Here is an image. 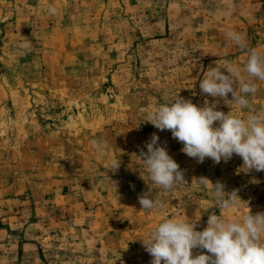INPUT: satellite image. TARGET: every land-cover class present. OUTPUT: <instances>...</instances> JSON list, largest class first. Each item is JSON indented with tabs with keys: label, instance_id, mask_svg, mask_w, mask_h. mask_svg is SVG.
<instances>
[{
	"label": "rangeland",
	"instance_id": "374dc122",
	"mask_svg": "<svg viewBox=\"0 0 264 264\" xmlns=\"http://www.w3.org/2000/svg\"><path fill=\"white\" fill-rule=\"evenodd\" d=\"M228 31L264 52V0H0V264H151L140 240L163 219L202 231L220 214L201 177L237 191L240 206L223 216L264 213V171H243L236 155L199 163L144 121L177 94L231 111L199 87L209 67L246 63ZM256 84L250 104L264 112ZM153 133L184 174L172 191L140 159ZM149 191L162 209L142 210Z\"/></svg>",
	"mask_w": 264,
	"mask_h": 264
},
{
	"label": "clouds",
	"instance_id": "9594fccd",
	"mask_svg": "<svg viewBox=\"0 0 264 264\" xmlns=\"http://www.w3.org/2000/svg\"><path fill=\"white\" fill-rule=\"evenodd\" d=\"M56 12L54 7L49 9L50 14ZM226 37L247 51L246 63L238 67L226 61L222 67H209L199 87L203 94L223 100L231 111L226 114L217 110L216 103L207 101L197 106L177 94L171 102L149 111L144 121L160 131H170L183 144L181 151L199 163L210 158L219 164L222 159L227 162L236 155L242 158L243 171H264V112L254 109L249 100L258 90L256 81L264 82V52L249 48L242 33L228 31ZM21 47L27 49L28 44ZM232 105L242 111L247 109L246 114L233 115ZM217 122L218 126H214ZM91 144L96 152L108 147L100 139H92ZM145 147L147 151L141 149L140 159L153 185L168 192L185 182L179 164L169 155L166 146L159 143L156 133L146 141ZM110 167L117 169L119 160L113 159ZM197 181L204 186L211 185L220 214L209 215L202 231L196 230V222L163 219L146 239L140 240L152 257L151 264H264V213L253 215L249 209L237 218H227L221 213L238 208L242 201L237 191L227 192L223 183L213 184L205 177ZM150 196L149 191L138 197L142 210L164 207L160 199ZM194 248L206 250L207 254L193 256Z\"/></svg>",
	"mask_w": 264,
	"mask_h": 264
}]
</instances>
